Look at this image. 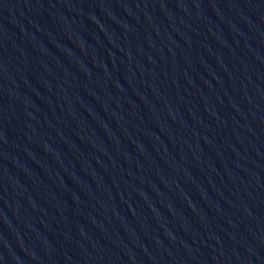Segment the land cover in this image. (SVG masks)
Instances as JSON below:
<instances>
[{
    "label": "water",
    "instance_id": "1",
    "mask_svg": "<svg viewBox=\"0 0 264 264\" xmlns=\"http://www.w3.org/2000/svg\"><path fill=\"white\" fill-rule=\"evenodd\" d=\"M0 264H264V0H0Z\"/></svg>",
    "mask_w": 264,
    "mask_h": 264
}]
</instances>
